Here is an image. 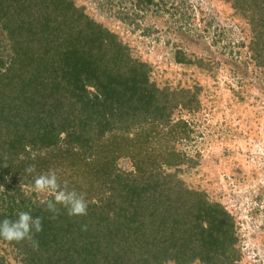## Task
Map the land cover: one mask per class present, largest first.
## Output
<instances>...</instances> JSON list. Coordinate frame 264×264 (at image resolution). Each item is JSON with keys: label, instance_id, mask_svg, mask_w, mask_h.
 <instances>
[{"label": "trees", "instance_id": "trees-1", "mask_svg": "<svg viewBox=\"0 0 264 264\" xmlns=\"http://www.w3.org/2000/svg\"><path fill=\"white\" fill-rule=\"evenodd\" d=\"M225 2L247 20L250 55L264 66V0ZM0 35L9 56L7 64L0 55V220L20 211L43 218L38 248L0 239L14 245L21 264H236L225 208L165 172L191 160L167 142L189 137L187 122L169 119L176 107L190 108L192 90L150 82L149 66L72 0H0ZM175 60L186 62L181 52ZM59 158L84 168L73 177L86 216L61 207L51 219L43 198L30 203L23 195ZM122 158L132 170L118 168Z\"/></svg>", "mask_w": 264, "mask_h": 264}, {"label": "rangeland", "instance_id": "rangeland-1", "mask_svg": "<svg viewBox=\"0 0 264 264\" xmlns=\"http://www.w3.org/2000/svg\"><path fill=\"white\" fill-rule=\"evenodd\" d=\"M72 1L113 34L128 56L149 66L150 82L195 93L190 108L176 107L169 119L187 122L189 137L167 142L191 160L179 171L165 172L176 171L185 186L225 208L240 252L236 264H264V66L250 55L247 20L225 0H153L144 8L136 0ZM3 38L0 55L5 61ZM177 52L189 64L177 63ZM163 133L167 135L165 129ZM158 147L155 141L150 146ZM70 161L52 160L47 170L56 172L61 186L66 182L74 190L79 178L73 175L84 168L71 167ZM117 166L132 170L124 158ZM22 188L30 203L47 197L33 186ZM0 257L5 264H21L14 245L1 241Z\"/></svg>", "mask_w": 264, "mask_h": 264}, {"label": "clouds", "instance_id": "clouds-1", "mask_svg": "<svg viewBox=\"0 0 264 264\" xmlns=\"http://www.w3.org/2000/svg\"><path fill=\"white\" fill-rule=\"evenodd\" d=\"M37 155L38 153L32 152L31 159L35 160ZM35 171V164H30L25 168V172L28 174H32ZM33 191L52 197L51 199H42L40 201L45 206L46 211L53 213L50 217L51 219L57 218L61 207L67 210L69 216L87 215L88 202L84 194L69 190L66 182L61 186L54 170L37 175L34 178ZM42 231L43 218L39 216L33 217L27 211H20L15 219L4 218L0 220V239L4 241H28L31 242L33 247L38 248V241L35 240V235Z\"/></svg>", "mask_w": 264, "mask_h": 264}]
</instances>
